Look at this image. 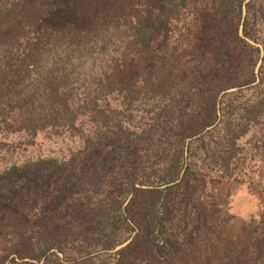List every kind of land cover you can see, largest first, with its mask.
Here are the masks:
<instances>
[{
  "label": "rangeland",
  "instance_id": "rangeland-1",
  "mask_svg": "<svg viewBox=\"0 0 264 264\" xmlns=\"http://www.w3.org/2000/svg\"><path fill=\"white\" fill-rule=\"evenodd\" d=\"M23 1L44 16L1 31L0 43L17 44L27 30L88 31L115 22L95 56L137 94L115 93L102 106L131 128L144 126L164 104L170 108L147 135L88 143L83 136L92 123L81 113L88 111L85 98L94 84L81 77L76 88L69 85L72 76L63 95L69 104L65 125H48L32 136L15 128L0 133V264H264V140L258 129L243 137L226 167L199 147L187 176L188 159L176 181L161 182L176 140L212 122L211 105L222 93L256 78L254 44L239 40L236 22L223 36L212 27L223 0L178 6L179 0ZM157 14L166 18L147 40L133 38L131 31ZM200 83L202 93L196 92ZM204 142L212 143L208 137ZM73 155L59 170L36 164ZM12 164L21 170L5 173ZM114 211L132 229L123 244L102 250L97 242ZM41 240L70 248L69 261L61 255L31 259Z\"/></svg>",
  "mask_w": 264,
  "mask_h": 264
},
{
  "label": "trees",
  "instance_id": "trees-1",
  "mask_svg": "<svg viewBox=\"0 0 264 264\" xmlns=\"http://www.w3.org/2000/svg\"><path fill=\"white\" fill-rule=\"evenodd\" d=\"M185 1L187 0H179L177 6L183 5ZM37 11L35 5L23 0H0V32L18 23H25L24 20L27 19L34 24L36 18L44 16V13L36 15ZM216 15L218 18L214 20L215 25L212 27L221 36L236 22L235 29L239 28L241 33L239 40L254 44L259 62L256 78L222 93L219 99L212 103L210 113L214 119L204 125V128H210L206 130L203 128L197 133L200 134L197 137H194L196 133L192 134L189 131L176 140L161 178L164 184L172 183L179 178L186 159L188 164L182 175L187 176L190 162L193 161V155L199 147H202L205 155L219 156L221 167L224 168L230 163L236 147L250 130L258 129L261 140H264V0H223ZM165 18L158 14L152 15L145 20L142 28L133 29L131 35L145 42L149 32L158 27ZM114 23L106 21L88 31H72L70 26L52 32L33 30L31 34L27 30L25 34L22 32L20 36L18 34L17 44L0 43V133L8 134L15 128L17 132L30 133L32 136L37 130H43L48 125H65L69 104L63 101L65 100L63 95L66 93V81L72 76L74 80H70L69 85L73 83L76 88L83 85L78 83L81 77L94 84L91 86L94 88L90 89L93 95L88 94L85 98L87 102L84 107L88 111L81 113L92 123L89 134L83 136L88 143H98L102 140L130 141L152 132L161 114L170 108L168 105L164 104L159 111L157 110L158 112L144 126L131 128L128 122L116 118L101 104L115 93L128 91L131 95L135 92L132 90L133 84H119L113 73L98 64L95 56L102 53V47L108 43L110 37L106 32L109 25ZM117 30L118 27L114 26L113 31ZM224 59L222 55L218 64L222 65ZM87 62L89 65L86 66ZM209 74L205 78L206 84L213 74L212 69ZM203 85L200 83L196 92L202 93ZM58 94L60 95L57 96ZM181 101L182 99L178 103ZM217 113L220 115L217 116ZM215 119L218 120L216 124ZM68 123L74 126V120L70 119ZM206 137L212 143H205ZM187 138L190 140L186 143ZM74 159L75 155L69 161L48 157L36 164H44L59 170L62 165H70ZM13 170L19 171L21 167L12 164L3 171L10 173ZM115 211L106 219L107 234L97 242L102 245V250H113L129 238L132 229L129 222ZM159 219L158 216V221ZM39 242L31 253V259L41 261L54 257L61 260L59 257L61 255L62 260L69 261L70 248L69 252L60 248L55 241Z\"/></svg>",
  "mask_w": 264,
  "mask_h": 264
}]
</instances>
